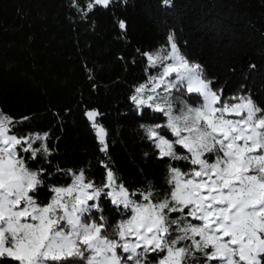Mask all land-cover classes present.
Returning a JSON list of instances; mask_svg holds the SVG:
<instances>
[{
    "label": "snow or ice",
    "instance_id": "obj_1",
    "mask_svg": "<svg viewBox=\"0 0 264 264\" xmlns=\"http://www.w3.org/2000/svg\"><path fill=\"white\" fill-rule=\"evenodd\" d=\"M112 2L89 0L87 10ZM163 3L171 6V0ZM119 27L126 28L124 21ZM168 43L170 48L143 54L146 73L158 71L130 98L138 110L146 107L166 117L164 124L141 126L157 158H167L169 188L163 194L151 183L140 190L125 187L108 162V133L96 120L100 113L88 111L105 157L100 162L104 181L97 184L83 168L69 169L65 174L72 183L50 186L48 203H38L46 170L29 168L22 153L49 162L48 134L18 135L14 129L29 117L16 120L0 110V262L146 264L151 252L164 253L157 264H199L201 259L204 264H264V108L250 96L222 100V90L213 89L202 66L181 54L174 34ZM181 160L191 165L187 171L173 166ZM102 196L122 215H131L110 226Z\"/></svg>",
    "mask_w": 264,
    "mask_h": 264
},
{
    "label": "trees",
    "instance_id": "obj_2",
    "mask_svg": "<svg viewBox=\"0 0 264 264\" xmlns=\"http://www.w3.org/2000/svg\"><path fill=\"white\" fill-rule=\"evenodd\" d=\"M88 3L0 0V110L16 120L29 117L14 131L47 133L51 150L49 162L22 153L29 168L46 170L38 203H48L50 186L72 183L66 170L83 168L97 184L104 181L105 157L86 117L90 110L100 113L96 120L108 133V162L125 187L140 190L151 183L161 194L168 190L167 158H157L141 127L163 123L165 116L146 107L139 111L130 98L158 71L146 73L143 54L169 48V34L190 63L202 66L213 89L222 90V100L250 96L264 108V0H171V6L163 0H113L91 11ZM172 163L182 171L191 167ZM101 200L110 226L130 215ZM163 255L148 253L146 264H157Z\"/></svg>",
    "mask_w": 264,
    "mask_h": 264
},
{
    "label": "rangeland",
    "instance_id": "obj_3",
    "mask_svg": "<svg viewBox=\"0 0 264 264\" xmlns=\"http://www.w3.org/2000/svg\"><path fill=\"white\" fill-rule=\"evenodd\" d=\"M169 48H170V45H169ZM148 80V79H147ZM146 80V81H147ZM146 81L144 82V83H146ZM143 83V84H144ZM134 94H135V90H134ZM174 95H180V94H177V93H174ZM183 99H186V100H188L189 101V103H192L193 105H195L196 103H197V101H195V100H193L192 99V97H190V96H187V95H184L183 96ZM232 103H234V102H232ZM175 107H179V104L177 103L176 105H175ZM90 111H95V110H90ZM139 111H141V110H139ZM88 112V111H87ZM97 112V111H96ZM86 117H87V115H86ZM98 117V116H97ZM97 117H96V119H97ZM87 119H88V117H87ZM89 120V119H88ZM165 121H166V117L164 118V122L163 123H159V124H164L165 123ZM90 122V121H89ZM91 123V122H90ZM92 126V125H91ZM94 132H95V130H94ZM95 135H96V132H95ZM173 137V136H172ZM96 138H97V136H96ZM174 138V137H173ZM175 139V138H174ZM97 141H98V139H97ZM99 143V142H98ZM205 158H214V157H212V154H207L206 155V157ZM91 203V202H90ZM130 215H131V213H130ZM5 259H8V258H5ZM18 264V263H17Z\"/></svg>",
    "mask_w": 264,
    "mask_h": 264
}]
</instances>
